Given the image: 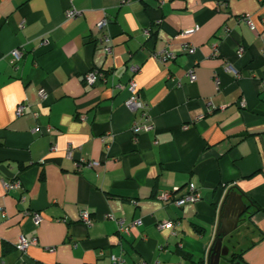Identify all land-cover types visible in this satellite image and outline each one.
Here are the masks:
<instances>
[{
    "label": "crops",
    "instance_id": "0c3cea01",
    "mask_svg": "<svg viewBox=\"0 0 264 264\" xmlns=\"http://www.w3.org/2000/svg\"><path fill=\"white\" fill-rule=\"evenodd\" d=\"M71 7L83 15L67 19ZM104 18L111 56L96 43ZM263 21L264 0H0V264H21L22 235L38 240L30 264H110L114 255L126 264H208L229 189L243 195L252 226L235 251L245 249V264H264ZM163 52L175 58L164 63ZM93 69L105 78L90 85L84 75ZM131 79L154 127L137 136L135 123L146 121L115 87ZM20 103L27 109L16 116ZM14 180L21 186L7 189ZM191 183L196 203L158 198L175 187L181 197ZM85 209L91 225L80 220ZM110 214L141 223L122 235Z\"/></svg>",
    "mask_w": 264,
    "mask_h": 264
},
{
    "label": "built area",
    "instance_id": "2783aa9c",
    "mask_svg": "<svg viewBox=\"0 0 264 264\" xmlns=\"http://www.w3.org/2000/svg\"><path fill=\"white\" fill-rule=\"evenodd\" d=\"M82 15H83V11L80 9H77L75 7H71L65 12V16L67 19H76V18L81 17ZM243 21L249 26V28L253 32L257 33L258 28H257V25H256L252 16L244 15ZM263 24H264V21H263ZM108 27H109V21L107 18H104L97 23V25H96V30H97L96 43L102 46V48L104 49L107 56H111L113 54V42H112L111 35L109 33H107ZM198 29H199V26L195 27L194 29H190L188 31L183 32L182 35L192 34L195 31H197ZM46 43H49V40H47ZM184 48L190 54L195 53L197 50L196 46L191 45L190 43H185ZM243 52H244V47L241 46L238 50V53H239V55H241ZM263 53H264V39H263ZM11 55L15 61H19L23 57L24 51L17 48L11 52ZM158 58L162 62L166 63L169 60L174 59L175 55L172 53H169V52H163L162 54H160V56ZM130 69L135 74V73L140 71L141 66L139 64H134L130 67ZM228 69L233 70L232 67H228ZM187 76L189 77L190 81H192V82L197 80L198 76H197V72H196V69L194 66H192L188 69ZM103 78H105L104 74L102 72H100L98 69L90 70L84 75L85 82L87 84H90V85L96 84L98 81H100ZM115 87L118 89L126 88L129 91V97L125 101L126 107L130 111H132L133 113L140 112L141 116L146 121L145 123H135V125L133 127V134L135 136H137L139 133L152 130L154 127L150 121V116L148 113V105H147V103H145L141 99V95L137 90L136 82L133 79H131L126 84L117 83L115 85ZM40 96L42 97V99H45L47 97V92L44 89L40 90ZM26 109H27V104L26 103H20L16 109V116L23 115L24 112L26 111ZM214 109H215L214 104L212 102H208L207 103V113H212L214 111ZM33 114L35 117L39 116V112H35ZM205 115L206 114L202 115L201 117H204ZM49 130H50V128L48 127V131ZM52 149L55 150L56 146H53ZM73 152H74L73 145L69 143L67 146V155L71 157L73 155ZM81 161L83 164H86L89 167H99L100 166V162H98V161H88V160L83 159V158L81 159ZM5 186L7 189H13V188L20 187L21 182L19 180H14L12 182L6 183ZM177 190H179V188L175 187L170 191H162L158 195V198L162 201H165V202L172 201L173 203H175L179 207L184 206L186 203H196L197 201H199L201 199L200 193L198 192L196 186L193 183L189 184L188 192L181 197H175L174 196V193ZM27 215H30L33 218L36 225H39L43 220V216L38 211H33L31 213L28 212ZM107 218L115 219L113 217V215H111V214L107 215ZM80 220L83 221L87 225H91L92 224L91 211L88 209L82 210L80 212ZM115 220L117 221L118 231L122 235H129L132 227L141 223L140 220H134L130 223H127L125 221V219H123V218L115 219ZM171 224H172V221H170V220L163 221V222L158 224V228L159 229H165L166 227L170 226ZM37 241L38 240L36 237L29 239L26 236L22 235L19 238V240L16 244V248L20 254L21 264H30L26 259L27 251H28L29 247L32 244L37 243ZM110 264H126V263H125V260L123 259L122 256H115L114 255V256H112ZM140 264H149V263H148V261L143 260L140 262Z\"/></svg>",
    "mask_w": 264,
    "mask_h": 264
},
{
    "label": "water",
    "instance_id": "95a60500",
    "mask_svg": "<svg viewBox=\"0 0 264 264\" xmlns=\"http://www.w3.org/2000/svg\"><path fill=\"white\" fill-rule=\"evenodd\" d=\"M248 212L249 208L243 200V195L229 189L220 208L219 224L209 250L208 264H244L235 259V255L243 252L244 249L235 251L236 246L242 242L234 240V233H239L240 225L250 220V215L247 216Z\"/></svg>",
    "mask_w": 264,
    "mask_h": 264
},
{
    "label": "rangeland",
    "instance_id": "374dc122",
    "mask_svg": "<svg viewBox=\"0 0 264 264\" xmlns=\"http://www.w3.org/2000/svg\"><path fill=\"white\" fill-rule=\"evenodd\" d=\"M251 224L249 223V221H246V222H243L241 225H240V232L238 233V232H235L234 234H235V237H234V240L236 241V240H239V241H241L242 243H244V244H246V243H248V239H247V237L248 236H251L252 234V232H251ZM238 248V246H236V248L235 249H237ZM242 250V249H241ZM232 252H234V251H232Z\"/></svg>",
    "mask_w": 264,
    "mask_h": 264
},
{
    "label": "trees",
    "instance_id": "16d2710c",
    "mask_svg": "<svg viewBox=\"0 0 264 264\" xmlns=\"http://www.w3.org/2000/svg\"><path fill=\"white\" fill-rule=\"evenodd\" d=\"M149 32H150L151 37H152V32H151V31H149ZM251 202H252V201H251ZM253 204H255V206H257L256 203H253ZM257 208H259V207L257 206ZM250 218H251V217H250ZM16 249H17V248H16ZM244 252H245V249L243 250V252H239V253H237V254L235 255V259H236V260H239V261H241V262L244 263V259H243ZM244 264H245V263H244Z\"/></svg>",
    "mask_w": 264,
    "mask_h": 264
},
{
    "label": "flooded vegetation",
    "instance_id": "af4514ba",
    "mask_svg": "<svg viewBox=\"0 0 264 264\" xmlns=\"http://www.w3.org/2000/svg\"><path fill=\"white\" fill-rule=\"evenodd\" d=\"M249 213H250V212H248L247 216H249V215H250Z\"/></svg>",
    "mask_w": 264,
    "mask_h": 264
}]
</instances>
